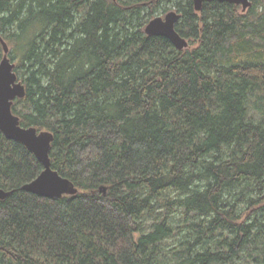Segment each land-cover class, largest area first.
<instances>
[{"label":"trees","instance_id":"16d2710c","mask_svg":"<svg viewBox=\"0 0 264 264\" xmlns=\"http://www.w3.org/2000/svg\"><path fill=\"white\" fill-rule=\"evenodd\" d=\"M170 4L185 50L145 34ZM240 8L0 0L26 87L13 113L53 134L52 169L79 190L25 191L43 166L0 132V264H264V112L249 117L252 97L264 111V0Z\"/></svg>","mask_w":264,"mask_h":264},{"label":"water","instance_id":"95a60500","mask_svg":"<svg viewBox=\"0 0 264 264\" xmlns=\"http://www.w3.org/2000/svg\"><path fill=\"white\" fill-rule=\"evenodd\" d=\"M197 12L203 10L204 3H229L242 7L245 13L252 7V0H193ZM182 15L177 11H170L164 18H153L145 28L147 36H160L169 39L177 50L189 48V42L176 30V24ZM4 57L0 63V132L9 140L22 144L42 164V173L23 189L43 198L60 199L64 196L76 195L78 188L67 178L62 177L52 169L50 152L54 136L49 131H39L35 127H24L20 118L13 113L12 107L17 99L26 95L25 85L19 81L15 73V64L8 57L9 46L0 36ZM100 191L106 195L107 188ZM11 191L0 188V200L4 201L11 195Z\"/></svg>","mask_w":264,"mask_h":264},{"label":"rangeland","instance_id":"374dc122","mask_svg":"<svg viewBox=\"0 0 264 264\" xmlns=\"http://www.w3.org/2000/svg\"><path fill=\"white\" fill-rule=\"evenodd\" d=\"M130 1V0H129ZM242 8H240V12ZM170 11H176V8L174 7V4H170L167 7V10L164 11L163 9L155 12L154 17H162L164 18L166 16L167 13H169ZM256 103H257V99L256 97H252L250 104H249V108H250V113H249V117L253 120L258 121L259 119L261 120V117L263 116V112L261 110L256 109ZM169 245H171V242L169 243Z\"/></svg>","mask_w":264,"mask_h":264}]
</instances>
